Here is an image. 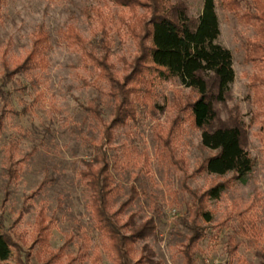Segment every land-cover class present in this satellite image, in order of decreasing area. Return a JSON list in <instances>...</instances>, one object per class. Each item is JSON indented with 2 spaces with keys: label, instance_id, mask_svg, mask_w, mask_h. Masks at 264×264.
<instances>
[{
  "label": "rangeland",
  "instance_id": "rangeland-1",
  "mask_svg": "<svg viewBox=\"0 0 264 264\" xmlns=\"http://www.w3.org/2000/svg\"><path fill=\"white\" fill-rule=\"evenodd\" d=\"M225 1L215 0L217 42L231 52L234 80L228 99L215 109L221 121L242 122L254 165L243 182L231 181L218 199L204 203L210 220H196L203 236L193 257L196 264H264V64L245 57L247 42L257 36L245 15L246 4L229 10ZM174 2L196 17L203 0ZM145 11L109 0L1 1L0 78L4 63L13 69L24 60L39 31L47 37L41 67L0 83V217L13 244L1 264H119L93 223L79 172L112 119L113 100L94 59L105 41L114 72H130L128 64L139 55L138 19ZM150 93L147 98L139 94L134 117L113 130L108 149L116 186L112 209L136 186L141 194L121 218L132 217L137 224L152 218L155 229L137 243L134 259L148 244L161 264H183L193 192L231 174L217 176L199 168L211 152L201 145L200 130L188 114L178 113L179 104L194 93L175 80H156ZM9 168L16 170L13 179ZM230 244L237 246L231 253Z\"/></svg>",
  "mask_w": 264,
  "mask_h": 264
},
{
  "label": "trees",
  "instance_id": "trees-1",
  "mask_svg": "<svg viewBox=\"0 0 264 264\" xmlns=\"http://www.w3.org/2000/svg\"><path fill=\"white\" fill-rule=\"evenodd\" d=\"M109 1L130 9L142 6L146 11L138 19V31L142 33L138 45L139 55L134 63L128 64L130 72L121 76L114 72L113 66L108 63L105 41H102L100 48L102 54L94 59L98 77L108 85L113 109L112 119L103 125L101 136L94 144L92 157L84 161V168L79 172L89 192L91 218L96 229L107 238L113 258L119 264H161L154 259L148 244L139 249V256L134 259L137 243L153 235L155 226L152 218L139 224L132 217L122 220L121 211L141 194L134 185L130 186L128 197L119 208L112 209L116 186L108 149L113 140L114 128L124 125L127 118L134 117L135 103L140 101L141 94L145 98L149 97L151 86L156 80L178 81L194 93L193 97L179 104L178 113L188 114L192 126L200 130L201 145L211 152L200 164V170L217 176L231 174L228 180L217 182L201 193L193 192L196 203L189 209L191 220L186 221L190 235L181 254L183 264H196L194 248L203 236V229L196 220H210L209 212L203 209L204 203L207 199H218L231 181L243 182L254 165L244 143L242 122L234 118L228 122L221 121L215 109V104H224L228 99L234 80L231 52L217 42L220 31L215 0H203L202 9L196 17L188 14L182 2L173 3V0ZM229 1L226 0L224 4L229 10L246 4L245 15L253 22L257 36L247 42L245 57L252 63L264 64V0ZM68 37L80 41L76 35L68 34ZM46 38L39 31L27 56L13 69L4 63L1 86L10 82L15 75L43 65V42ZM253 83L257 84L255 81ZM91 111L96 114V110ZM16 174L15 169H8L10 179L15 178ZM39 218L41 226L38 241L42 242L46 238L45 227L42 226L43 209L40 210ZM12 246L0 217V264L8 260ZM236 247L230 244V253Z\"/></svg>",
  "mask_w": 264,
  "mask_h": 264
}]
</instances>
